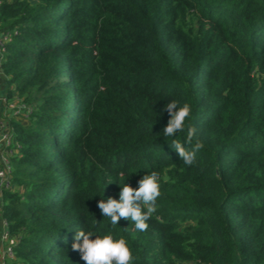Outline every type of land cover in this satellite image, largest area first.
<instances>
[{
    "label": "trees",
    "instance_id": "trees-1",
    "mask_svg": "<svg viewBox=\"0 0 264 264\" xmlns=\"http://www.w3.org/2000/svg\"><path fill=\"white\" fill-rule=\"evenodd\" d=\"M3 34L5 94L30 108L9 123V264H85L80 230L126 238L132 264H264V0H0ZM173 100L191 166L163 133ZM152 171L148 229L113 227L100 200Z\"/></svg>",
    "mask_w": 264,
    "mask_h": 264
},
{
    "label": "clouds",
    "instance_id": "clouds-1",
    "mask_svg": "<svg viewBox=\"0 0 264 264\" xmlns=\"http://www.w3.org/2000/svg\"><path fill=\"white\" fill-rule=\"evenodd\" d=\"M165 111L171 118L163 133L172 138L171 147L178 153L183 163L191 166L196 161L197 152L204 147L202 141L196 137V129L188 126L183 140L187 145H192L191 150L176 138L177 132L185 131V121L192 113L191 105L185 103L180 107L178 102L173 100L167 103ZM138 184L139 187L134 189L125 183L119 192V200L108 198L106 201L101 199L98 203L101 215L110 218L113 227L118 226L123 218L132 221L138 231L143 232L148 229L147 221L157 211L156 201L161 195L160 174L152 171L144 175ZM93 236L96 237L94 240L91 239ZM74 240L76 242L72 244V250L81 253V259L85 264H132L133 262V253L127 239L122 236L115 239L111 230L103 236L80 230L76 232Z\"/></svg>",
    "mask_w": 264,
    "mask_h": 264
},
{
    "label": "built area",
    "instance_id": "built-area-1",
    "mask_svg": "<svg viewBox=\"0 0 264 264\" xmlns=\"http://www.w3.org/2000/svg\"><path fill=\"white\" fill-rule=\"evenodd\" d=\"M7 35H0V47L6 41ZM3 76L0 70V77ZM8 99L7 94L0 95V106L5 111L9 112L14 116L26 117L30 113V108L20 101ZM17 144L12 135V129L7 122L0 121V192L4 190L12 189L11 184V167L10 158L15 152ZM6 229V224L3 222V231L0 233V264H9L13 258V243Z\"/></svg>",
    "mask_w": 264,
    "mask_h": 264
},
{
    "label": "crops",
    "instance_id": "crops-1",
    "mask_svg": "<svg viewBox=\"0 0 264 264\" xmlns=\"http://www.w3.org/2000/svg\"><path fill=\"white\" fill-rule=\"evenodd\" d=\"M5 93H6V85L3 80V76H1L0 77V95L5 94ZM22 119L23 118L19 116H14L10 114L9 112L5 111V109L2 106H0V121L7 122V123H11L12 121H17V122L22 123L21 121ZM0 204H1V192H0ZM2 231H3V219L1 216V209H0V233ZM0 250H1V246H0Z\"/></svg>",
    "mask_w": 264,
    "mask_h": 264
},
{
    "label": "rangeland",
    "instance_id": "rangeland-1",
    "mask_svg": "<svg viewBox=\"0 0 264 264\" xmlns=\"http://www.w3.org/2000/svg\"><path fill=\"white\" fill-rule=\"evenodd\" d=\"M21 121H22V123H24V122H26V119H24V120L22 119Z\"/></svg>",
    "mask_w": 264,
    "mask_h": 264
}]
</instances>
